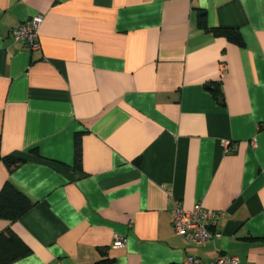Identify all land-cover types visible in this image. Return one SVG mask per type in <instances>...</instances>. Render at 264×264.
Instances as JSON below:
<instances>
[{"label": "crops", "instance_id": "crops-1", "mask_svg": "<svg viewBox=\"0 0 264 264\" xmlns=\"http://www.w3.org/2000/svg\"><path fill=\"white\" fill-rule=\"evenodd\" d=\"M0 154L33 201L0 219L31 248L11 264H264V0H0ZM195 203L219 238L173 232Z\"/></svg>", "mask_w": 264, "mask_h": 264}, {"label": "built area", "instance_id": "built-area-1", "mask_svg": "<svg viewBox=\"0 0 264 264\" xmlns=\"http://www.w3.org/2000/svg\"><path fill=\"white\" fill-rule=\"evenodd\" d=\"M41 20L42 15L30 17L12 29L11 36L14 40L23 43L29 50L38 49L37 35ZM224 146L225 151L235 147L227 141L224 142ZM223 215V211L207 209L201 203H195L190 210L176 205L171 213V229L185 241L200 245L221 236V233L215 230V226ZM124 244V239L119 237L112 246L120 248ZM181 264H238V258L219 254L214 259L205 261L195 255H187Z\"/></svg>", "mask_w": 264, "mask_h": 264}, {"label": "trees", "instance_id": "trees-1", "mask_svg": "<svg viewBox=\"0 0 264 264\" xmlns=\"http://www.w3.org/2000/svg\"><path fill=\"white\" fill-rule=\"evenodd\" d=\"M217 32L225 35L230 40L241 43L240 34L233 29H218ZM217 92V91H215ZM7 168L12 170L24 160L10 155L1 156ZM75 165H80L81 147L78 139L75 141ZM33 206V201L10 182H5L0 189V219L11 223L18 220ZM31 248L25 244L10 228L0 231V264L12 262L30 254Z\"/></svg>", "mask_w": 264, "mask_h": 264}]
</instances>
